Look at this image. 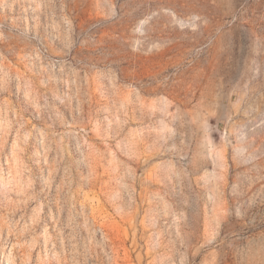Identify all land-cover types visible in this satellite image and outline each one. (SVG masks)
I'll list each match as a JSON object with an SVG mask.
<instances>
[{
	"label": "rangeland",
	"instance_id": "rangeland-1",
	"mask_svg": "<svg viewBox=\"0 0 264 264\" xmlns=\"http://www.w3.org/2000/svg\"><path fill=\"white\" fill-rule=\"evenodd\" d=\"M0 264H264V0H0Z\"/></svg>",
	"mask_w": 264,
	"mask_h": 264
}]
</instances>
